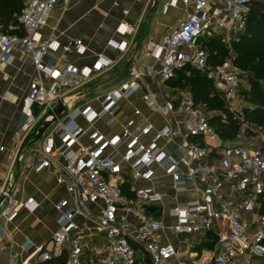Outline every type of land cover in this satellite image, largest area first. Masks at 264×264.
<instances>
[{
    "label": "built area",
    "instance_id": "built-area-1",
    "mask_svg": "<svg viewBox=\"0 0 264 264\" xmlns=\"http://www.w3.org/2000/svg\"><path fill=\"white\" fill-rule=\"evenodd\" d=\"M60 1L26 0L19 17L24 35L0 34V68L12 64L14 51L33 58L35 74L25 108L29 119L22 138L39 132L32 107L47 115L60 102L69 109L43 134L51 131L42 148L46 158L38 167L41 171L51 159L62 158L56 177L67 185L69 198L56 204L53 242L70 244L68 264H84L86 253L101 257L98 264H144L146 257L151 264H264L263 128L242 144H229L191 92L166 96L163 91L143 96L145 105L164 118L161 128L130 119L120 134L108 138L76 122L83 117L92 124L108 116L112 124L119 101L141 90L146 76L167 84L187 68L207 73L231 109L240 112L241 72L232 60L211 65L206 42L216 39L231 46L238 41L248 28L252 5H264V0H165L164 12L182 5L186 18L160 45H152L159 68L136 72L105 94L100 111L65 102L66 95L81 89L111 61L100 54L95 65L81 68L59 56L73 50L84 53L80 41L62 45L43 39L41 31ZM52 119L46 116L42 122ZM1 194L0 219L13 221L22 207L31 212L39 208L34 198L19 201L12 193ZM151 207L161 210L159 218ZM2 232L0 225V239ZM209 234L216 238L214 249L199 251ZM52 260L41 249L24 264Z\"/></svg>",
    "mask_w": 264,
    "mask_h": 264
},
{
    "label": "crops",
    "instance_id": "crops-1",
    "mask_svg": "<svg viewBox=\"0 0 264 264\" xmlns=\"http://www.w3.org/2000/svg\"><path fill=\"white\" fill-rule=\"evenodd\" d=\"M164 3L165 0L60 1L48 25L41 31L43 39L56 40L62 45L80 41L85 48L84 53L73 50L59 53V56L64 62L81 68L95 65L100 54L111 61L107 69L95 75L81 89L66 95L65 102L69 107H91L100 111L108 91L130 81L136 72L145 73L149 68H159L158 59L151 54L152 45H160L163 38L186 18V9L182 5L164 12ZM123 23L128 28L123 27ZM121 45L125 46L124 50ZM13 55L12 64L0 68V190L2 197L12 193L19 201L34 198L39 208L31 212L22 207L13 221L0 219L3 229L0 264H24L41 249L49 251L52 247V252L49 251L53 255L52 261L58 264L66 260L68 264L70 244L58 246L53 242L59 217L56 204L69 198L67 185L59 184L56 177L61 171L62 158L51 159L49 167L38 171L46 158L42 148L51 131L36 143H33L35 136L32 137L22 149L30 136L22 138V128L29 119L25 108L35 66L32 57L17 51ZM167 87L168 83L162 84L158 77L146 76L141 90L119 101L114 123L108 124V116L92 124L83 117H78L76 122L83 129L97 130L108 138L120 134L130 119H135L138 124L148 120L161 128L165 125L164 118L145 105L143 96L161 91L171 96L166 91ZM136 110L142 114L136 116ZM31 115L37 120V125L47 116L43 112ZM55 140L58 142V137ZM83 141L89 143L86 137ZM171 239L182 245L178 238ZM100 260L101 257H91V253H86L84 264H98Z\"/></svg>",
    "mask_w": 264,
    "mask_h": 264
},
{
    "label": "trees",
    "instance_id": "trees-1",
    "mask_svg": "<svg viewBox=\"0 0 264 264\" xmlns=\"http://www.w3.org/2000/svg\"><path fill=\"white\" fill-rule=\"evenodd\" d=\"M25 2L26 0H0V34L24 35L19 17L25 7ZM260 39L261 41L258 42ZM262 39H264V5L254 3L251 8L246 32L238 41L234 42V45L237 44L238 46L236 49L238 52L236 59L227 53V49L224 48L225 44L220 40L213 39L206 42L211 56V65L221 63L225 61L223 57L229 56V58H233L235 66H240L249 73V83L252 87L250 91L245 92L249 98L248 101L253 104L252 107L245 106L241 107L240 112L233 111L223 93L217 88L214 80L207 73L194 68H187L179 72L173 80L168 82V85L172 86L182 77L183 80L190 83L189 90L193 94L196 103L212 113V115H208L209 122L215 128L221 140L225 142L235 139L243 124H247L248 126L246 130L248 135H254V132L259 127L264 126V91L259 84L260 81L255 79V77L264 76V41ZM249 43L253 44L252 47H248ZM255 43L256 46H254ZM31 112L33 115H37L42 110L32 107ZM252 125L257 127L252 129ZM262 203V212L264 213V195ZM207 239L199 247V251L214 249L216 238L212 234H209ZM140 262L141 260H138L137 264H140ZM142 262L144 264H151L148 257ZM50 264L56 263L52 261ZM58 264H66V260Z\"/></svg>",
    "mask_w": 264,
    "mask_h": 264
},
{
    "label": "rangeland",
    "instance_id": "rangeland-1",
    "mask_svg": "<svg viewBox=\"0 0 264 264\" xmlns=\"http://www.w3.org/2000/svg\"><path fill=\"white\" fill-rule=\"evenodd\" d=\"M263 41H264V39H262ZM259 41H261V39L260 40H258V42ZM252 45L253 44H251V43H249L248 44V47H252ZM225 47V49H227V53L228 54H230V55H232V57L234 58V59H236V57H237V55H238V52L236 51V49H237V44H235L234 45V43L231 45V46H227V45H224ZM254 46H256V43L254 44ZM233 58H229V56H226V57H223V60H232V62H234L233 61ZM239 68V70H240V72H241V76H242V78H243V81H242V84H241V89H240V93H241V95H240V101H239V104H240V106L241 107H245V106H248V107H252L253 106V104L252 103H250L249 101H248V96H247V94H246V92L245 91H250V89H251V87H252V85L249 83V80H250V75H249V73L247 72V71H245L242 67H238ZM189 74H191L190 72H189ZM254 77V76H253ZM255 79L257 80L258 79V81H260L259 82V84L261 85V87H262V89H263V91H264V76H262V77H255ZM189 82L188 81H186V80H183L182 79V77L178 80V82H176V83H174L172 86H170V85H168V87H167V89H166V91H168V92H170V95L171 96H178V95H180V94H182V93H187V92H191L190 90H189ZM109 92V91H108ZM204 109V108H203ZM205 110V112L207 113V115H212V113H210V112H208V110L207 109H204ZM257 126H255V125H252L251 126V128L252 129H255ZM259 128H263L264 129V126L263 127H259ZM258 128V129H259ZM248 129V126H247V124H243L242 125V127H241V129H240V131H239V133L237 134V136L235 137V139H233L232 141H230L229 142V144H232V145H235V144H242L244 141H245V139L246 138H248V137H255L254 135L256 134V132H254L255 134L254 135H248L247 133H246V130ZM257 131V130H256ZM52 249H53V247L51 248V250H49L50 252H52Z\"/></svg>",
    "mask_w": 264,
    "mask_h": 264
},
{
    "label": "water",
    "instance_id": "water-1",
    "mask_svg": "<svg viewBox=\"0 0 264 264\" xmlns=\"http://www.w3.org/2000/svg\"><path fill=\"white\" fill-rule=\"evenodd\" d=\"M69 109L68 107L65 105L64 102H60L59 106L57 109H55L54 111H50L47 115V117H52L53 119L51 121H43L40 123L39 125V132L38 134L35 136L33 143H36L37 141H39L43 134L54 124L56 123L64 113L68 112ZM32 135L28 136L26 138V140L24 141L23 147L22 149H24L27 144L29 143V141L31 140ZM149 211L153 214V216L155 218H159L161 216V210L157 209V208H153L151 207L149 209Z\"/></svg>",
    "mask_w": 264,
    "mask_h": 264
}]
</instances>
